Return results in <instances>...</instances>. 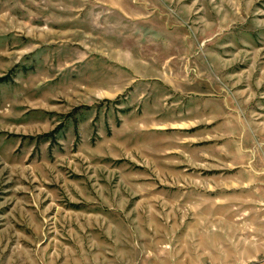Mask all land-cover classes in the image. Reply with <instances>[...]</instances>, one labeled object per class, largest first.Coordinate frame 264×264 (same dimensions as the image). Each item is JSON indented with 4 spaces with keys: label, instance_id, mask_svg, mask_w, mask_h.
Instances as JSON below:
<instances>
[{
    "label": "rangeland",
    "instance_id": "rangeland-1",
    "mask_svg": "<svg viewBox=\"0 0 264 264\" xmlns=\"http://www.w3.org/2000/svg\"><path fill=\"white\" fill-rule=\"evenodd\" d=\"M264 256V0H0V264Z\"/></svg>",
    "mask_w": 264,
    "mask_h": 264
},
{
    "label": "built area",
    "instance_id": "built-area-1",
    "mask_svg": "<svg viewBox=\"0 0 264 264\" xmlns=\"http://www.w3.org/2000/svg\"><path fill=\"white\" fill-rule=\"evenodd\" d=\"M241 264H264V256H262L258 259H253V260L247 261L245 263H241Z\"/></svg>",
    "mask_w": 264,
    "mask_h": 264
}]
</instances>
